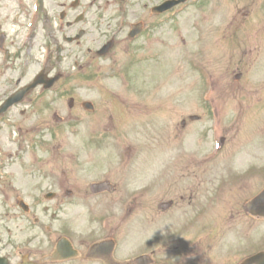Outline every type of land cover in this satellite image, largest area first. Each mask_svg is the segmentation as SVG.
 <instances>
[{
	"label": "rangeland",
	"instance_id": "obj_1",
	"mask_svg": "<svg viewBox=\"0 0 264 264\" xmlns=\"http://www.w3.org/2000/svg\"><path fill=\"white\" fill-rule=\"evenodd\" d=\"M131 1L132 0H111L108 5H102L100 8L96 4L93 6L84 5L83 8L88 10L89 19L94 22L93 18L95 17L96 10H102V8H105V10L108 11L127 8L130 6L129 2ZM259 1L204 0L194 6V0H189L188 5L182 8V13L179 16L178 21L175 23L171 22L166 30L161 31L160 35L166 36V38L158 40L159 43L156 44H160L164 48V58L162 60L158 59L157 61L149 62V76H143L142 70L136 69L134 76L138 81L137 85L134 86L133 93H129L125 98H122V100H125L130 108V115H136L139 123H143L150 116L152 122L150 128V141L153 152L158 150L159 137L161 136V140L164 141L167 139L165 137V133L168 134L170 130L173 131L174 125L179 119V116H184L185 113L195 109L199 104L198 102H195L194 95L196 92L193 89L196 87L198 82L195 81L194 75L191 73L188 63V57L190 55L197 54L195 51V45L198 40L191 28L192 25L190 22L192 17L197 14L203 25L210 33L209 35L211 38L215 36V31L217 29L216 25L219 24L218 27L221 30L222 24L226 23V26L224 27L226 37L225 56L222 55L221 51L219 52L217 50H214V53L209 55V58H211L210 63H213V66L211 67L221 78V94H226L224 120H226L227 146L222 152V155L225 153L226 156H229L231 154L228 153L233 152L232 154H235L234 157H230V161L233 162L238 158L246 160L249 158V155L258 153L260 164L264 163V0L263 4L261 3V6ZM62 2L64 3L66 0H46V9L51 8V6L54 5V9L58 10L59 7H57V5ZM3 5L9 7L7 2L3 4L0 3V11L3 8ZM107 11L103 12L106 13ZM76 13L71 11V18L76 15ZM15 14V10L12 9L9 17L5 19L3 18V13H0V21H5L4 28L6 30L11 31L15 28L17 21L14 20ZM92 26L93 24L89 25L90 29L87 27L88 33L85 37H83L81 46L78 44H68V46H66L68 56L64 62L63 69L65 74L58 82V88L65 89L63 97H58L52 105L48 102L50 104H48V106L47 99L50 95L43 96L39 99V104L41 105L39 107L41 109L38 107L26 108L21 105L17 111L13 112L12 117L10 118L12 126L14 124L22 125L24 127V138L25 136H32V130H34L33 126L36 124L41 126L42 123H46L50 120L52 121V109L57 108L62 111L63 106H65L64 100L66 101L68 94H72L75 98L76 104H79L78 100L81 101L86 98H97V100H95L97 103L96 115L87 116L85 114V120L83 122L86 128L91 122H98L99 124H102V122L108 120L113 123L116 122L118 127L121 126L122 123L118 122L117 117L120 116L119 112L123 109L121 107L122 100H118L120 104L113 106L110 105V102L107 103L105 101H108L109 97L103 98L102 96H95V90L87 89H95L98 84L103 86L104 89L106 87L116 88L118 86L116 81L110 78L95 80L94 76L86 80L79 76L80 74H78L77 69L74 70L72 68L74 60L80 61V57L83 55V53L81 54L82 51L87 53L88 47H93V50L95 49L92 41L96 39L97 33ZM179 32L181 33L183 39L186 40V44H179ZM70 33H73V31ZM45 34L46 33L42 31V27L40 26L36 39L38 42L34 48L35 63L31 66L30 77H33L37 72V69L40 68L41 51L43 48L42 43L46 39ZM219 36H221V32H219ZM96 42L98 43L99 40H96ZM221 43L223 44L222 39L220 38V44ZM141 46H143V43H141ZM149 48L151 47L144 48L147 49V53L155 51L154 49L149 50ZM115 52L116 56L124 61L125 56L121 54L120 44L113 53ZM202 56L206 55L204 54ZM94 57L88 64V69L90 71H94L99 65H104L98 60V58ZM53 62L54 60L51 61V63ZM104 66H106V64ZM133 68L134 66L131 68V74L133 72ZM238 74H240V77L235 78ZM143 81H147L148 84L145 88H142ZM87 82H92V85L86 87ZM82 83L84 86H81ZM198 87L200 88V85ZM147 90L149 93L145 98L143 97V94ZM109 93H111V91H109ZM160 99H163L164 102ZM146 105L151 107V112L149 114L148 111H145ZM156 106L158 107L157 110H155ZM131 107H134L137 110L133 111L131 110ZM129 108H125L123 110H128ZM39 110L43 111L40 112ZM49 110L51 111L50 117L48 115ZM198 110L201 111L202 109L199 107ZM78 114H82L81 111L78 112L77 115ZM162 122H167V128L163 127L160 130L162 134L159 136V128ZM194 125L197 126L195 130H197L200 134V152L205 151L209 142V136L208 134H205L208 126V116L204 117L201 121L195 122ZM7 131L8 127H6L4 132H0V142L5 140ZM43 134L46 135L47 145L49 147L52 142L47 137L49 134L46 129ZM133 135V143H136L139 146V160L136 163V165H139L143 163L144 155H146L147 152L144 149L145 130L142 128L141 130L135 129ZM191 135V133L186 135L184 140L186 141ZM64 137H66L64 132L56 136L57 141L63 148L66 147L67 143V139ZM121 137H125V135H121ZM126 140L127 138L125 137L124 141ZM71 141L74 143H69L67 148H72V151L80 150V148L82 149L84 144L82 143V139L79 135L76 136L75 140L71 139ZM167 151H175V147ZM55 153L57 152L52 154ZM166 154L169 157L166 160L167 163L170 159V153L167 152ZM41 156V160L45 161L49 159L52 163V158L50 157L51 154L48 151H42ZM30 158L31 157H27L26 160L23 161V164L27 165ZM249 163V161L238 162L235 164V168L237 171H241ZM83 167V164H78L77 166L78 169ZM219 168H224V165H220ZM217 174L218 172L215 171V167L213 168V166L209 164L207 166V170H205L204 173H200V178L204 180L199 192L200 198H204V190L208 189L212 183H215V177ZM96 176V173L87 174L86 171H84L79 178L73 177V186H75L74 191L77 192V194L81 192ZM151 176L152 174L150 173L148 177ZM252 177L247 183L253 182ZM8 179L6 177L0 178V186H4L6 190H9V193L11 192L14 195L17 192V190L13 192L15 189L14 187L16 186L13 187ZM147 180H144V182ZM142 183L143 177L141 173L134 178L133 185L137 187ZM263 183L264 176L261 179V184ZM256 184L258 185L257 179ZM32 193L29 194L27 199H31L33 195ZM234 197L235 194L232 198ZM175 200H179V198H175ZM41 214H43V212ZM258 226H261V224L254 226L253 224H238L235 222L227 223L226 235H233V242L232 244L226 245V252L231 251V255L236 253L238 254L240 252L241 249H239V247L242 246V243L244 242L243 239L246 236V234L244 235L245 228L246 230L248 229L247 233H249L252 238L247 246L252 248L257 239L260 237L254 238L257 234V229L255 227ZM261 232L262 231L260 230L259 233ZM29 233L30 231H28V234ZM214 240H217L215 235L208 242V244ZM133 241L134 239H132V242ZM219 248L222 247L220 246ZM244 249L245 248H243L242 251ZM249 253L250 252L247 254ZM242 256L244 255H241L240 257ZM221 261L222 260L219 262L222 263ZM226 264L230 263L226 262Z\"/></svg>",
	"mask_w": 264,
	"mask_h": 264
},
{
	"label": "flooded vegetation",
	"instance_id": "obj_2",
	"mask_svg": "<svg viewBox=\"0 0 264 264\" xmlns=\"http://www.w3.org/2000/svg\"><path fill=\"white\" fill-rule=\"evenodd\" d=\"M0 2L3 4L5 2L8 3L9 7H6L3 5V8L1 9L0 13H3V18L7 19L9 15L11 14L12 9L15 10V18L16 24L19 23V27L17 28L15 26V29H19L20 31L23 30H30L31 36L27 40V42L22 45L21 42H18L17 40H14L13 38H10L8 41L1 42L0 46V103L4 100V98L10 94L13 90L16 89L17 85L20 83L21 75H23L22 71L20 73H17V62L16 58L19 54H24V58H26L25 63L31 64L33 62V59H35L33 54V48L37 44L38 40V30L39 27H42V31L46 33V42H53L56 44V38L54 36V32L57 31L58 34H60L61 39L65 38L67 34H69L71 31L76 30L77 26L80 25V23L77 22H71L70 21V2L66 0V2L59 3L57 7H59L58 10L54 9V5L51 6V8L46 9V0H43V8L40 14L34 12V5H36V0H28L26 4L21 6L20 3H17L15 0H0ZM57 13V17L56 14ZM39 18L41 19L40 24ZM84 14L81 15V19L85 20ZM82 21V22H83ZM81 22V23H82ZM5 21H0V28L4 27ZM5 38V36H3ZM10 76L9 78L7 76ZM13 80V84H12ZM11 89L9 90V93H7L8 87L11 86ZM72 117L70 113V118ZM34 127V130H32V133L35 134V136L31 137L30 140H34L37 144L39 142L45 143L44 141L46 138L44 136H40L39 129L41 128L40 125L36 124ZM42 140V141H41ZM47 144V143H46ZM45 148L48 150V147L45 146ZM54 148V147H53ZM1 146H0V155H1ZM53 159V156H51ZM5 167V166H4ZM19 196H17L16 201L18 202ZM30 201V200H29ZM118 229V226H116V230ZM115 236H117V232L115 233ZM20 239H22V236H18ZM23 244V243H22ZM151 244V243H150ZM8 244H1L0 252L2 253V250L4 248H7ZM89 245L82 244V248L79 249V263L80 262H91L92 260L95 261V264H112L113 260L116 262L118 261L117 258L114 257L106 260H97V259H88L87 254L89 251ZM43 250L36 249L31 250L28 249L27 246L24 247V253L29 259L34 260L35 257L42 252ZM150 251V250H149ZM49 252V250L47 251ZM155 258H153L152 264H165L166 260L162 258L160 255L153 254ZM54 264V263H52ZM135 264V263H130Z\"/></svg>",
	"mask_w": 264,
	"mask_h": 264
},
{
	"label": "water",
	"instance_id": "obj_3",
	"mask_svg": "<svg viewBox=\"0 0 264 264\" xmlns=\"http://www.w3.org/2000/svg\"><path fill=\"white\" fill-rule=\"evenodd\" d=\"M38 79H41V78H38Z\"/></svg>",
	"mask_w": 264,
	"mask_h": 264
}]
</instances>
